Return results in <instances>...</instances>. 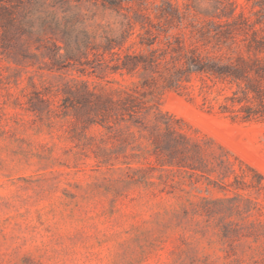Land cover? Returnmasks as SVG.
Wrapping results in <instances>:
<instances>
[{
	"label": "rangeland",
	"instance_id": "1",
	"mask_svg": "<svg viewBox=\"0 0 264 264\" xmlns=\"http://www.w3.org/2000/svg\"><path fill=\"white\" fill-rule=\"evenodd\" d=\"M36 1L35 17L57 26L46 41L57 36L90 49L116 34L124 16L156 22V6L169 3L192 19L208 5L206 0H112L121 6L115 10L104 9L101 0ZM237 3L255 19L252 12L259 7ZM257 14L264 17V10ZM138 32L136 26L131 41ZM31 52L39 58L17 66L12 51L0 49V264H264L263 239L222 240L214 226L217 217L193 212L190 203L222 194L127 185L119 162L99 166L82 147L98 128L81 132L75 98L62 99L65 91L81 93V82L91 87L92 54L80 63L63 60L59 71L50 72V61ZM216 89L223 90L208 96L212 109L202 105L197 88L189 96L162 90L158 105L182 121L185 133L210 137L264 175V121H233L220 114L229 90Z\"/></svg>",
	"mask_w": 264,
	"mask_h": 264
},
{
	"label": "trees",
	"instance_id": "2",
	"mask_svg": "<svg viewBox=\"0 0 264 264\" xmlns=\"http://www.w3.org/2000/svg\"><path fill=\"white\" fill-rule=\"evenodd\" d=\"M111 1L101 0L102 7L120 9ZM206 1L207 8L196 13L200 18L188 19L169 3L156 6V22L124 16L116 34L90 49L57 36L46 41L57 26L35 17L36 0H0V49L11 50L17 66L39 58L34 49L50 61V72L59 71L63 60L80 63L92 54L95 81L91 87L81 82V93L63 92L62 100L75 98L81 132L98 128L81 143L96 163L110 168L119 162L127 185L161 187L160 192L217 191L221 198L190 203L193 212L217 217L214 226L222 240H264V175L210 137L185 133L182 121L158 105L162 90L189 96L195 88L202 105L210 104L213 91L221 96L220 85L229 90L222 95L220 114L233 121H264V17L257 14L264 0H246L252 9L260 8L252 21L237 0Z\"/></svg>",
	"mask_w": 264,
	"mask_h": 264
}]
</instances>
